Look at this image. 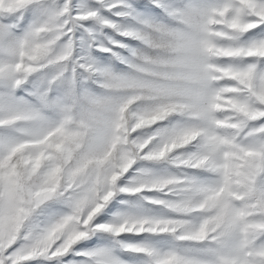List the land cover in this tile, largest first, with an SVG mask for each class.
<instances>
[{"label": "snow or ice", "instance_id": "6c2138e0", "mask_svg": "<svg viewBox=\"0 0 264 264\" xmlns=\"http://www.w3.org/2000/svg\"><path fill=\"white\" fill-rule=\"evenodd\" d=\"M0 264H264V0H0Z\"/></svg>", "mask_w": 264, "mask_h": 264}]
</instances>
